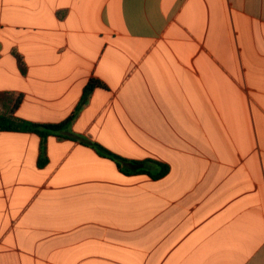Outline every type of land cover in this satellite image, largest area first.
I'll list each match as a JSON object with an SVG mask.
<instances>
[{"label":"crops","instance_id":"obj_1","mask_svg":"<svg viewBox=\"0 0 264 264\" xmlns=\"http://www.w3.org/2000/svg\"><path fill=\"white\" fill-rule=\"evenodd\" d=\"M1 93L73 119L0 131V264H264V0H0Z\"/></svg>","mask_w":264,"mask_h":264},{"label":"trees","instance_id":"obj_2","mask_svg":"<svg viewBox=\"0 0 264 264\" xmlns=\"http://www.w3.org/2000/svg\"><path fill=\"white\" fill-rule=\"evenodd\" d=\"M19 67L23 70L24 64L19 55H16ZM105 86L98 80L90 79L84 87L83 97L91 93L94 89H104ZM20 98L9 93L0 94V131H18V132H33L36 133L41 138V147H40V158L38 161L39 166H43L45 163L44 158V140L50 134L60 135L61 131L67 126V124L73 119V115L68 117L65 121L58 124H36L29 121L21 120L15 118L11 113L18 107ZM82 144L91 146L95 149L100 155L108 157L114 160L119 165L124 163L125 160L119 156L111 153L110 151L103 148L101 145L89 142L84 139H80ZM136 164H141L140 162H132ZM167 171V166L162 167L161 174H165Z\"/></svg>","mask_w":264,"mask_h":264}]
</instances>
